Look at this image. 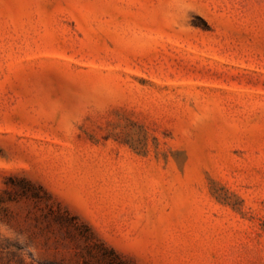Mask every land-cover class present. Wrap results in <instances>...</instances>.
<instances>
[{"label":"rangeland","instance_id":"obj_1","mask_svg":"<svg viewBox=\"0 0 264 264\" xmlns=\"http://www.w3.org/2000/svg\"><path fill=\"white\" fill-rule=\"evenodd\" d=\"M264 264V0H0V264Z\"/></svg>","mask_w":264,"mask_h":264},{"label":"trees","instance_id":"obj_2","mask_svg":"<svg viewBox=\"0 0 264 264\" xmlns=\"http://www.w3.org/2000/svg\"><path fill=\"white\" fill-rule=\"evenodd\" d=\"M101 244L105 252L100 254V256L92 255L90 259L85 261V264H139L121 255L114 248L105 246L103 242Z\"/></svg>","mask_w":264,"mask_h":264}]
</instances>
